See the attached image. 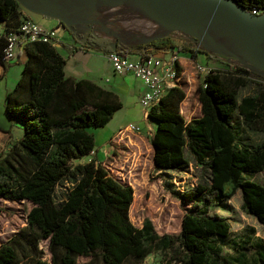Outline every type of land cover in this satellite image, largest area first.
Here are the masks:
<instances>
[{
	"label": "trees",
	"instance_id": "obj_1",
	"mask_svg": "<svg viewBox=\"0 0 264 264\" xmlns=\"http://www.w3.org/2000/svg\"><path fill=\"white\" fill-rule=\"evenodd\" d=\"M264 12V0H235ZM26 17L18 0H0V80L8 71L6 34ZM28 18V17H27ZM74 33L73 30H69ZM97 37L91 30L83 47L105 53L148 56L177 49V76L148 112L155 129L149 139L158 171L184 170L193 162L205 172L194 186L164 187L184 207L182 228L160 234L146 219L131 220L134 188L115 175L107 161L81 162L96 149L94 128L108 125L122 108L119 96L91 80L66 73V59L52 43H26L23 72L6 94L5 115L23 135L0 122V199L33 204L28 223L0 246V264H142L158 253L167 264H264V241L251 235L231 237L229 218L215 210L240 189L242 209L264 225V84L252 94L241 91L255 80L247 67L209 69L192 99V60L198 56L170 38L127 46ZM199 67V65H198ZM187 88H190L188 92ZM149 121V122H150ZM249 132L262 139L252 141ZM113 136L111 144L117 146ZM145 139V140H146ZM255 230H253V234ZM48 240L51 261L43 260Z\"/></svg>",
	"mask_w": 264,
	"mask_h": 264
},
{
	"label": "rangeland",
	"instance_id": "obj_2",
	"mask_svg": "<svg viewBox=\"0 0 264 264\" xmlns=\"http://www.w3.org/2000/svg\"><path fill=\"white\" fill-rule=\"evenodd\" d=\"M71 2L75 3L76 1L74 0ZM57 3H60V1ZM60 4L61 6L59 4V6L56 5V9L58 8L59 11L61 10V13L66 9H70L72 10L70 12L74 14V19L81 20V23L78 25H72V30L82 35L88 32L91 28L95 34L106 36L111 41H119L127 46L146 45L152 41H159L167 38H170L175 45L187 46L190 50H192V52L197 54L199 61V64H197L194 60H192V99L195 101L197 98V82L202 79V77L199 76H204L209 69H228L230 65H240L244 67H247V65L251 67L254 66L250 64L249 58L244 59L242 57H236L212 48L209 44H207L208 41H205V34H202V37H199L191 35L181 29L175 30L169 35H163L150 41H130L129 38H131V36L124 34V24L127 21L134 25L136 24V21L133 18H130L129 20L125 19V17H127V13L125 14V12L120 11V9L128 6L126 3H111L108 1L96 8H82V11L85 12H80L81 9L78 5H76L75 10L71 5H68L66 8V5H62V3ZM21 5L22 9L27 14L37 16L41 20H55L62 24L59 19H48L43 15L30 11L25 5ZM88 9L92 10L87 11ZM174 54H177L178 57L181 55L182 59H184L185 57H190L192 53H180L177 49H174L171 57ZM158 55H163V57L167 56V54ZM198 65L199 67H204L205 70H201ZM253 68L258 69L255 66ZM250 70L264 76L254 69ZM258 70L264 73V70ZM258 83L264 84V81L255 80V82H251L248 87L241 91V95L243 96L254 93L256 88L259 87ZM187 90L189 92L190 88H187ZM4 99L5 83H0V122L3 125H6L7 121L4 106L2 107V100ZM126 121L140 126L141 132L123 130L119 136H117L119 138L116 139V142L119 143H117L116 149L113 147V150L110 154H108V157L104 159V161H107V166L115 175L120 177L124 182L129 183L134 188V200L130 208L131 220L135 225L142 226L146 219H150L154 223L155 229L158 233H178L182 228V219L185 213V207L166 190L164 187V180H171L177 189L184 190L186 187L196 185L200 178H205V172L202 171L200 166H196L193 162L184 170L158 171L153 162V153L150 144L146 139V137L149 136H147V132L150 125L155 124L153 121H139L136 117L131 116H129ZM100 129L94 128L93 130L96 133ZM12 131L14 132L15 137L23 135V131L18 130L16 127L13 128ZM248 136L255 142L262 139V135L260 133L249 132ZM4 141L5 138L0 134V149L4 144ZM109 148L110 144H102V138L97 140L96 151L99 152L98 156L100 159H103L102 153ZM86 159L87 158L83 159V162H85ZM253 178L261 183H264V173L256 174ZM242 202V191L239 189L231 199L226 201L221 206H216L215 210L229 218L232 228L231 237H244L246 235H251L253 238H261L264 241V225L261 224L256 217L247 214L242 209ZM32 207L33 204L26 200L0 199V246L13 234H15L17 230L21 229L28 223L27 217ZM253 230H255L254 234ZM48 244V240H43L41 242V248H43L44 251L43 260L46 262L51 261ZM88 260V258L81 257L79 259V263L81 264L83 262H87ZM126 264H131V262L128 261ZM142 264L167 263L162 260V257L158 253H153L150 254Z\"/></svg>",
	"mask_w": 264,
	"mask_h": 264
},
{
	"label": "crops",
	"instance_id": "obj_3",
	"mask_svg": "<svg viewBox=\"0 0 264 264\" xmlns=\"http://www.w3.org/2000/svg\"><path fill=\"white\" fill-rule=\"evenodd\" d=\"M24 15L31 20L41 23L43 26L48 28L56 29L57 35L54 42L52 43L57 51L66 59V73L69 77L76 80L88 79L94 83L114 91L122 102V108L115 114L112 121L105 127L98 130L96 135V146L97 140L102 138V144H110L109 149H104L102 153L103 159L98 156V151L95 149L93 154L86 159L90 161L92 157L98 161L104 160L108 157V154L113 150L111 144V138L117 137L119 134L129 125L131 122L126 121L129 116L136 117L139 121H148V112L144 110L141 105L140 99L144 91V85L140 79H138L133 73H115L111 63L108 59V53L98 51L95 49H87L83 47L87 32L83 35L73 31L71 33L68 28L55 20H41L37 16L27 14L24 11ZM5 32V26L0 23V35ZM110 40L106 36H100ZM26 44H23L19 50L18 56L12 61H6L8 64V71L6 75L0 80V83H5V98L6 94L13 90L16 86L17 81L22 75L25 61L27 60L26 55ZM167 54V58L163 55ZM155 55L162 57L164 60H168L173 54V50L157 52ZM133 58H137L139 55H131ZM181 57V55H179ZM4 106L5 111V99L2 100V107ZM7 124L2 125L6 128H17L20 130L19 125L12 124L11 121L6 117ZM155 125H150L147 136L151 135V130L155 129ZM100 131V132H99ZM149 136L146 137L149 139ZM107 143V144H106ZM83 162L84 160H80Z\"/></svg>",
	"mask_w": 264,
	"mask_h": 264
},
{
	"label": "bare ground",
	"instance_id": "obj_4",
	"mask_svg": "<svg viewBox=\"0 0 264 264\" xmlns=\"http://www.w3.org/2000/svg\"><path fill=\"white\" fill-rule=\"evenodd\" d=\"M167 1L175 11L181 12L182 18H184L188 24L192 25L196 31L205 28L206 18L199 11L194 0ZM46 2L47 1H45V3ZM119 2L128 5L126 8L120 9V11L125 12V14L127 13L125 19L129 20L130 18H133L136 21V24L134 25L127 21L124 24V34L131 36V38H129L130 41L145 42L163 35H169L176 30L172 25L159 23L160 18L151 11V7L148 4H145L146 6L143 7L134 0H119ZM206 2L211 6L220 8L227 6L223 1L218 3L216 0H206ZM58 4L61 6L57 1L51 2V4L47 2V8L49 10L54 9L58 15H65L66 17L72 18L74 21L76 20L74 19V14L70 12L72 10L66 9L62 14L61 10L59 11L58 8L56 9V5L59 6ZM62 5H66V8L68 5H71L72 8L76 10V4L74 2L67 4L62 3ZM205 34V41H208L207 44L212 48L244 59L249 58L251 65L264 70V65L262 63L264 54V37L257 29L248 28L241 24H238L231 29L215 26L207 29Z\"/></svg>",
	"mask_w": 264,
	"mask_h": 264
},
{
	"label": "built area",
	"instance_id": "obj_5",
	"mask_svg": "<svg viewBox=\"0 0 264 264\" xmlns=\"http://www.w3.org/2000/svg\"><path fill=\"white\" fill-rule=\"evenodd\" d=\"M254 13L259 14L257 10H254ZM56 35V29L45 27L37 21L24 17L18 28L12 29L6 34L5 59L7 61L16 59L21 46L28 42L53 43ZM177 58V54L165 61L157 55L133 58L131 55L117 51L108 53L109 62L115 73L131 72L143 83L145 89L140 102L147 112L159 102L168 88L174 84V79L177 76L175 68ZM199 68L205 70L202 66ZM124 130L141 132V127L131 123Z\"/></svg>",
	"mask_w": 264,
	"mask_h": 264
},
{
	"label": "water",
	"instance_id": "obj_6",
	"mask_svg": "<svg viewBox=\"0 0 264 264\" xmlns=\"http://www.w3.org/2000/svg\"><path fill=\"white\" fill-rule=\"evenodd\" d=\"M47 1L51 4V2H59L60 3H68L74 0H18L20 4L25 5L30 11L43 15L48 19H59L62 25L69 30H72V25H78L81 23V20H73L72 18L66 17L64 15H58L57 12L52 9L49 10L47 8ZM76 5L80 7V12L82 8L86 9L89 7H97L103 3H107L110 1L111 3L119 2L117 0H75ZM136 3H139L143 7L145 4H148L151 7V11L158 15L160 18L159 23H167L176 28V30L181 29L186 31L191 35H196L202 37V34L207 32V29L215 26L233 28L234 26L241 24L248 28H255L259 31V33L264 37V12L256 14L243 6L237 3L235 0H216L219 2H225L227 6L225 7H216L207 4L206 0H194L195 5L202 13V15L206 18L205 28L196 31L194 27L188 24L184 18H182V14L179 11H175L172 6L168 3L167 0H134ZM93 9V8H92ZM92 9H88L87 11H91ZM81 17V14H80ZM84 22V21H83ZM93 29H89L87 34ZM206 35V34H205ZM205 39V37H204ZM153 40V39H151ZM206 40V39H205ZM150 41V40H149ZM118 41H112L111 46L116 49ZM237 57V56H236ZM240 59V58H239ZM263 63H264V54H263ZM247 67L249 69H254L259 73L263 74L260 70L253 68L251 66Z\"/></svg>",
	"mask_w": 264,
	"mask_h": 264
},
{
	"label": "flooded vegetation",
	"instance_id": "obj_7",
	"mask_svg": "<svg viewBox=\"0 0 264 264\" xmlns=\"http://www.w3.org/2000/svg\"><path fill=\"white\" fill-rule=\"evenodd\" d=\"M92 31H93V30H92ZM93 33H94V31H93ZM94 34H95V33H94ZM87 35H88V34H87ZM87 35H86V36H87ZM95 35H96V34H95ZM96 36H97V35H96ZM97 37H98V36H97ZM85 39H86V37H85Z\"/></svg>",
	"mask_w": 264,
	"mask_h": 264
}]
</instances>
